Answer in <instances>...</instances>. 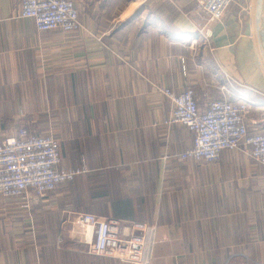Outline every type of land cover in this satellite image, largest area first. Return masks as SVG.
Instances as JSON below:
<instances>
[{"label":"crops","instance_id":"crops-1","mask_svg":"<svg viewBox=\"0 0 264 264\" xmlns=\"http://www.w3.org/2000/svg\"><path fill=\"white\" fill-rule=\"evenodd\" d=\"M22 1L0 0V136L49 128L62 165L89 172L77 178L80 205L63 185L30 210L0 199V264H126L88 252L77 213L155 225L152 264H264V166L234 149L214 163L181 158L195 134L169 123L160 90L190 87L204 110L228 74L253 90L247 124L264 132L262 0H233L208 25L210 44L198 0H74L75 32L38 29ZM53 211L56 247L38 235Z\"/></svg>","mask_w":264,"mask_h":264},{"label":"built area","instance_id":"built-area-1","mask_svg":"<svg viewBox=\"0 0 264 264\" xmlns=\"http://www.w3.org/2000/svg\"><path fill=\"white\" fill-rule=\"evenodd\" d=\"M167 1L177 5V0ZM232 2L198 0L203 23L198 32L203 42L210 44L212 32L208 25L222 21ZM20 16L33 18L40 30L75 32L83 28L74 0H23ZM213 86L222 96L211 99L204 110L198 106L192 88L180 94L160 88L172 103L169 123H182L195 134L194 145L181 158L214 163L225 149L236 148L264 166V132L253 133L247 124L256 101L228 74ZM88 172L84 161L77 167L62 165L60 143L53 133L36 134L21 127L13 135L0 136V199H19L26 210L31 209L33 200L48 197L51 191ZM73 224L81 227V241L90 254L113 257L126 264H152L159 243L155 225H121L116 219L92 213H77Z\"/></svg>","mask_w":264,"mask_h":264},{"label":"trees","instance_id":"trees-1","mask_svg":"<svg viewBox=\"0 0 264 264\" xmlns=\"http://www.w3.org/2000/svg\"><path fill=\"white\" fill-rule=\"evenodd\" d=\"M79 177V176H78ZM78 177H76L73 181H70L62 186V188H71L72 194L69 196L71 199V202L80 205L82 200H85V197L81 196L80 193L77 190H80V187L77 183ZM55 191H51L49 195L53 194ZM97 195H93L95 197ZM49 214V213H48ZM59 212H54L52 215H48L46 219H44L41 222V226L38 228V235L40 236L41 240H44V242L48 245H52V247H56V239L59 232ZM41 227V228H40ZM44 232V235H41V233ZM52 234V237L50 236Z\"/></svg>","mask_w":264,"mask_h":264},{"label":"rangeland","instance_id":"rangeland-1","mask_svg":"<svg viewBox=\"0 0 264 264\" xmlns=\"http://www.w3.org/2000/svg\"><path fill=\"white\" fill-rule=\"evenodd\" d=\"M262 45H263V47H264V43H262ZM262 52H263V57H264V49L262 50ZM234 84L235 85H237V86H239V87H241L242 89H243V91H245L246 93H251V91H253L252 89H250L247 85H245L244 83H242V82H240V81H238L237 79H234ZM252 109H253V106H252ZM25 128V127H24ZM27 129V128H26ZM30 129H31V131H33V132H31L29 129H28V131L29 132H31V133H37V134H42V133H46V132H50L51 130L48 128V129H46V130H43V131H41V132H39V130L37 129V128H34L33 126H31L30 127ZM53 129H55V128H53ZM250 129V128H249ZM38 130V131H37ZM50 130V131H49ZM37 131V132H36ZM234 150H240V149H236V148H234ZM240 151H242V150H240ZM243 152V151H242ZM244 154H245V156H247V157H249L251 160H253L251 157H250V155L249 154H247L246 152H243ZM220 160V159H219ZM254 161V160H253ZM255 162V161H254ZM257 163V162H256ZM259 164V163H258ZM72 226H73V230L75 231V234L76 235H78L79 237H80V235L82 234V229H81V227L80 226H78L77 224H72ZM72 229V228H71ZM45 233L44 232H42L41 233V235H44ZM51 237H52V234L50 235ZM42 242L43 243H45L44 242V240H42Z\"/></svg>","mask_w":264,"mask_h":264},{"label":"water","instance_id":"water-1","mask_svg":"<svg viewBox=\"0 0 264 264\" xmlns=\"http://www.w3.org/2000/svg\"><path fill=\"white\" fill-rule=\"evenodd\" d=\"M261 7H262V22H263V29H264V0H262Z\"/></svg>","mask_w":264,"mask_h":264}]
</instances>
